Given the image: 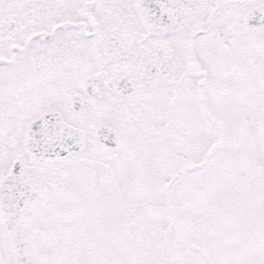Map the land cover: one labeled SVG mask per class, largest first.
<instances>
[{"label":"snow or ice","instance_id":"6c2138e0","mask_svg":"<svg viewBox=\"0 0 264 264\" xmlns=\"http://www.w3.org/2000/svg\"><path fill=\"white\" fill-rule=\"evenodd\" d=\"M0 264H264V0H0Z\"/></svg>","mask_w":264,"mask_h":264}]
</instances>
